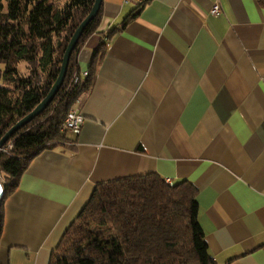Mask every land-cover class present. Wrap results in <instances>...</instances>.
I'll use <instances>...</instances> for the list:
<instances>
[{
	"label": "crops",
	"instance_id": "0c3cea01",
	"mask_svg": "<svg viewBox=\"0 0 264 264\" xmlns=\"http://www.w3.org/2000/svg\"><path fill=\"white\" fill-rule=\"evenodd\" d=\"M212 1L102 0L77 58L84 75L105 43L73 107L84 124L6 199L0 264H49L98 183L146 174L197 189L214 264H264V0H221L217 16Z\"/></svg>",
	"mask_w": 264,
	"mask_h": 264
},
{
	"label": "trees",
	"instance_id": "16d2710c",
	"mask_svg": "<svg viewBox=\"0 0 264 264\" xmlns=\"http://www.w3.org/2000/svg\"><path fill=\"white\" fill-rule=\"evenodd\" d=\"M93 3L0 0V139L48 94L67 44ZM101 9L77 42L53 100L8 140L10 152H0V237L4 203L30 162L69 142L61 124L91 89L106 50L102 42L82 75L78 53L95 33ZM197 194L189 181L171 184L157 174L98 183L52 250L49 264H214L198 222Z\"/></svg>",
	"mask_w": 264,
	"mask_h": 264
},
{
	"label": "water",
	"instance_id": "95a60500",
	"mask_svg": "<svg viewBox=\"0 0 264 264\" xmlns=\"http://www.w3.org/2000/svg\"><path fill=\"white\" fill-rule=\"evenodd\" d=\"M102 4V0H94L93 6L89 12V14L86 16V18L79 24V26L74 31L72 37L70 38L67 47L65 49V52L62 57L61 66L59 69L58 76L52 85L50 91L45 96V98L25 117H23L21 120H19L16 124H14L0 139V149L8 142V140L23 126H25L27 123L32 121L36 116H38L43 110L50 104V102L53 100L57 92L59 91L63 80L65 78V74L67 71L68 63L70 56L75 49L77 42L79 41L84 29L87 27V25L98 15L100 11V7ZM4 190L2 182L0 181V200L3 196Z\"/></svg>",
	"mask_w": 264,
	"mask_h": 264
},
{
	"label": "built area",
	"instance_id": "2783aa9c",
	"mask_svg": "<svg viewBox=\"0 0 264 264\" xmlns=\"http://www.w3.org/2000/svg\"><path fill=\"white\" fill-rule=\"evenodd\" d=\"M151 0H124L125 3H133L137 5L138 7L146 5ZM222 12L221 7V0H213L211 9L209 10L210 15L217 16ZM84 75H87V72L84 73ZM84 124V117L77 111V109H70L64 118L62 124H61V130L63 132L71 133L74 135H78L82 126ZM13 145L12 143H9L7 145H4L0 152L8 153L12 150Z\"/></svg>",
	"mask_w": 264,
	"mask_h": 264
},
{
	"label": "rangeland",
	"instance_id": "374dc122",
	"mask_svg": "<svg viewBox=\"0 0 264 264\" xmlns=\"http://www.w3.org/2000/svg\"><path fill=\"white\" fill-rule=\"evenodd\" d=\"M67 135H68V138L71 139V138H70V137H72L71 134H67ZM0 180H1V178H0Z\"/></svg>",
	"mask_w": 264,
	"mask_h": 264
}]
</instances>
